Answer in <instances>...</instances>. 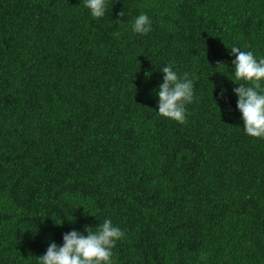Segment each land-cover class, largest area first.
Returning <instances> with one entry per match:
<instances>
[{"label": "trees", "instance_id": "trees-1", "mask_svg": "<svg viewBox=\"0 0 264 264\" xmlns=\"http://www.w3.org/2000/svg\"><path fill=\"white\" fill-rule=\"evenodd\" d=\"M232 46L264 58V0H109L100 19L0 0V264L106 218L115 264H264V139L243 129ZM169 63L194 82L182 124L157 112Z\"/></svg>", "mask_w": 264, "mask_h": 264}, {"label": "clouds", "instance_id": "clouds-1", "mask_svg": "<svg viewBox=\"0 0 264 264\" xmlns=\"http://www.w3.org/2000/svg\"><path fill=\"white\" fill-rule=\"evenodd\" d=\"M83 3L94 19L103 18L108 12L109 0H83ZM124 15V11L119 13L120 17ZM130 27L133 33L146 36L153 31V20L142 12L133 18ZM230 55L235 58L234 71L228 76L239 85L232 91L242 114L243 129L251 137L264 139V58H257L253 51L239 46H232ZM160 70L163 82L154 90L158 97L157 112L182 124L187 117L186 106L195 98L193 79L188 73L181 75L171 63ZM225 91L222 89V94ZM123 236V230L106 218L95 230L86 226L83 232L73 229L64 233L62 244L51 241L45 254L39 257V264H115L113 250Z\"/></svg>", "mask_w": 264, "mask_h": 264}]
</instances>
